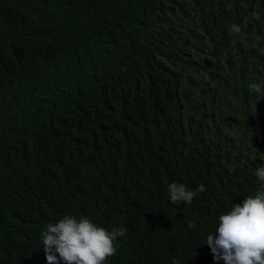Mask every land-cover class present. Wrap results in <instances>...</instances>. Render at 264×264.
I'll use <instances>...</instances> for the list:
<instances>
[{"label":"trees","instance_id":"1","mask_svg":"<svg viewBox=\"0 0 264 264\" xmlns=\"http://www.w3.org/2000/svg\"><path fill=\"white\" fill-rule=\"evenodd\" d=\"M252 83L264 0H0V264H48L42 232L66 215L127 229L105 264H224L208 234L264 191ZM218 106L234 141L200 133ZM172 182L206 190L174 205Z\"/></svg>","mask_w":264,"mask_h":264},{"label":"clouds","instance_id":"2","mask_svg":"<svg viewBox=\"0 0 264 264\" xmlns=\"http://www.w3.org/2000/svg\"><path fill=\"white\" fill-rule=\"evenodd\" d=\"M231 32L239 33L240 28L233 24ZM249 90L264 97V88L257 83L249 84ZM255 175L264 181V167ZM203 184L189 190L183 183L168 185L169 202L191 205L197 193L205 191ZM215 238L209 233L206 244L213 260H223L224 264H264V191L255 196H247L235 203L231 211L218 217ZM195 221L189 227H195ZM127 229L113 227L111 231L98 226L87 216L77 219L64 216L55 223H47L42 232L41 244L48 264H105L117 251V238L124 237ZM172 264H180L173 258Z\"/></svg>","mask_w":264,"mask_h":264},{"label":"rangeland","instance_id":"3","mask_svg":"<svg viewBox=\"0 0 264 264\" xmlns=\"http://www.w3.org/2000/svg\"><path fill=\"white\" fill-rule=\"evenodd\" d=\"M195 55H197L195 52L190 51L189 52V56H188V60L190 58L193 59L194 57H196ZM225 56L229 57L230 53H228V54H224L223 53L222 57H225ZM231 61H233V59H231ZM221 63H222V61L218 62L219 65H221ZM189 70H191V69L189 68ZM188 73H189V76H190V80L192 82L194 81L193 84L195 83L194 84L195 87H193V93H194V95L197 93L191 99V101L193 103V105H192L193 106V111L191 113L192 117L190 118V120L193 122V121H197L198 114H199L198 113V109H204L206 107V104L204 106H202V107L196 106L197 97H198L197 90H199L203 86L202 81H205V78L201 77V80H200L199 77L195 76V74L192 73L191 71H188ZM208 96H210V92L208 90L207 91L203 90V94L201 95V97L203 98L204 102L208 99ZM213 103H214V101H213ZM227 106L229 107L230 104H228ZM258 107H260V105H258ZM217 108H218V111H216L213 114V116L210 118V120H208L207 122L204 123V125H206V126L205 127H201L200 133L203 134V132L205 131L207 133V135H208L209 132L210 133L215 132V133H218V136L219 135H221V136L225 135L227 137V139H230L231 141H234L235 138H236V128L232 127V121H229L227 118L225 119L226 112L225 111L223 112L222 108L220 106H218ZM224 119H225V125H227L228 127H224L225 126V125H223ZM202 124H203V122L201 121V123L199 125H202ZM254 130L257 132L256 129H254ZM211 140L215 141V140H217V137L215 138V136H214V137H212ZM262 145H264V136L262 138ZM240 154L248 156V155H251V152L247 151L246 148L244 147L243 149H241ZM262 159H264V158L262 157Z\"/></svg>","mask_w":264,"mask_h":264}]
</instances>
